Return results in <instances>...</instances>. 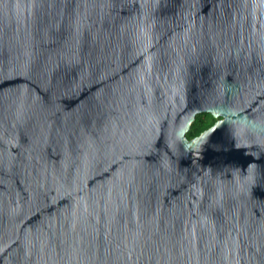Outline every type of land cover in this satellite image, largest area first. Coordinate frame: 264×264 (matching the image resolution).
I'll use <instances>...</instances> for the list:
<instances>
[{"label": "water", "instance_id": "1", "mask_svg": "<svg viewBox=\"0 0 264 264\" xmlns=\"http://www.w3.org/2000/svg\"><path fill=\"white\" fill-rule=\"evenodd\" d=\"M0 264H264V0H0Z\"/></svg>", "mask_w": 264, "mask_h": 264}, {"label": "trees", "instance_id": "2", "mask_svg": "<svg viewBox=\"0 0 264 264\" xmlns=\"http://www.w3.org/2000/svg\"><path fill=\"white\" fill-rule=\"evenodd\" d=\"M196 116V121L191 123L190 129L186 133L189 138L198 135L200 131L209 127L215 121V118L208 112H201Z\"/></svg>", "mask_w": 264, "mask_h": 264}, {"label": "flooded vegetation", "instance_id": "3", "mask_svg": "<svg viewBox=\"0 0 264 264\" xmlns=\"http://www.w3.org/2000/svg\"><path fill=\"white\" fill-rule=\"evenodd\" d=\"M198 114H199V113H198ZM196 115H197V114H196ZM196 115H195V119H194V121H196V117H197ZM215 120H216V118H215ZM194 121H193V122H194ZM214 122H215V121H213V123H214ZM213 123H212V124H213ZM212 124H211V125H212ZM211 125H210V126H211ZM207 128H208V127H207ZM207 128H205V129H207ZM203 130H204V129H203ZM200 132H201V131H200Z\"/></svg>", "mask_w": 264, "mask_h": 264}]
</instances>
